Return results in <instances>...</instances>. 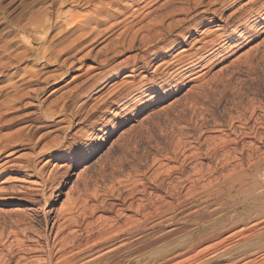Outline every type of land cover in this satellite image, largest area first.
I'll use <instances>...</instances> for the list:
<instances>
[{
  "label": "rangeland",
  "instance_id": "374dc122",
  "mask_svg": "<svg viewBox=\"0 0 264 264\" xmlns=\"http://www.w3.org/2000/svg\"><path fill=\"white\" fill-rule=\"evenodd\" d=\"M252 1L199 0L198 4L197 0H0V140L5 141L0 144L8 143L7 136L32 137V145L12 144L0 154V163L13 150L16 152L11 158L18 163L53 148L56 155L62 153L63 159H53L44 167V158L37 167H44L47 178L55 169L52 164L59 163L62 167L54 173L61 175L64 182L47 189L48 201L34 209L13 196L35 187V178L12 172L0 174V231L8 217L26 215L25 223L17 229L24 228L27 243L35 245L37 236L32 231L37 226L28 222L32 213L40 219L51 218L72 200L77 201L78 208L85 206L91 212L89 219L96 230L114 223L128 227L136 220L141 222L145 216L136 211L141 205L145 213L159 207L163 215H174L176 219L178 208L186 203L192 205L189 210L199 209L198 216L212 217L227 212L226 208L236 203L237 196L230 191L228 180L239 173L247 176L240 185L254 188L264 209V173L258 168L264 164V97L250 90L257 76L248 64L255 54L259 64L255 66L257 60L251 63L258 66L259 74H264V24L250 37H239L238 43L220 52L202 79L186 77L178 87L153 99L145 97L141 104L135 105L133 99L156 75H163L154 71V66L179 51V32L198 21L202 10L220 7L224 19L238 14L239 8H247ZM223 19L215 16V23L224 26ZM210 26L216 27L203 20L199 29ZM169 39L174 44L170 45ZM132 55L155 57L144 76L138 72L127 78L133 59L129 63L123 60ZM129 89L131 95L126 94ZM127 98H131L132 105L121 113L119 104ZM63 102L67 104L66 114L58 110ZM51 111L57 113L54 121L45 117ZM63 118L65 123L45 126ZM255 119L263 127L255 129L257 136L239 137L244 123L249 126L246 132L255 128ZM162 122L165 127H160ZM231 137L234 143L229 142ZM207 191H216L218 196L208 197ZM170 203L174 209L166 207ZM263 225L258 224L261 230L256 227L257 236L235 241L234 247H241V243L264 245ZM173 226L167 222L149 230L144 225L138 261L122 259L110 264H174L206 246L201 244L194 252L168 260L174 252L186 250L193 239L189 232L195 228L186 223L167 232ZM241 226L239 223L225 228L217 239ZM50 227V223L44 226L45 234L51 233ZM8 230L7 227L5 233ZM263 254L264 250L251 258L258 260ZM211 255L205 254L201 262L194 264H224L225 257L214 259Z\"/></svg>",
  "mask_w": 264,
  "mask_h": 264
},
{
  "label": "bare ground",
  "instance_id": "6f19581e",
  "mask_svg": "<svg viewBox=\"0 0 264 264\" xmlns=\"http://www.w3.org/2000/svg\"><path fill=\"white\" fill-rule=\"evenodd\" d=\"M198 1L199 0H197V3ZM235 1H238V0H229L230 3H233ZM219 9L220 7L214 8V9L209 8V9L202 10L201 13L203 14L202 16H200V19L198 21H196L191 27L188 26V28H185L183 29V31L179 32L181 33L180 35L182 36V41L177 42L178 44H182L181 47H179L178 49L179 51H177L171 58L160 60L154 66V71H156L159 74L162 73L163 75L161 77L159 75H156L158 77L153 78L152 82H149V85H147L145 89L138 90V94H136V97L133 98L135 105L138 102H140L141 104L143 102L142 99L145 97L153 99L155 96H157L160 93H167L169 89L171 90L173 88L178 87L179 84H181L185 80L186 77L188 78V80H193V81L202 79L203 76L207 72H209L215 57L220 52L226 50L228 47H230V45L234 43H238L236 40L237 38L239 37L247 38L249 35L251 36L252 32L254 33L256 30H260L264 24V0H253L251 3H249L247 8H244V6L239 8L238 14L236 15L235 13L231 14L227 18H224V19H223L224 16L222 17L221 11ZM186 10L188 11V9ZM135 11H137V9H135ZM207 13L208 15H206ZM215 16H217L219 20L223 19V21L225 22L224 26H221L220 24L215 23L216 22ZM234 16L236 17L233 18ZM229 19H232L231 20L232 24H231V21H229ZM203 20H205L208 23L210 22V24L214 23V26L216 27L210 26V27H206L203 29H199L200 24ZM69 21L70 20H67V22ZM71 23H68V24H71ZM74 27H77V26H74ZM198 31L199 33L196 35V37H194ZM218 31L220 33H216ZM143 38L146 39L145 36ZM71 41L73 42V39L70 40V42ZM170 42H171L170 45L174 44V41H170ZM187 43L190 45V47H187ZM262 53L263 55L261 57L264 56V51ZM160 54H163V52L159 53L158 55ZM147 56L148 55L146 56L141 55V57L139 56L141 60H139V57L137 58L136 56L132 55L128 57L127 59L123 60L125 63H129L133 59V62L131 61L133 64H132L131 69L129 70L130 73L129 75H127V78H129L130 76L133 77V76L138 75V72L139 74L142 73L144 76V74L148 71V69L153 66L152 62L155 59V57L151 58L150 56L148 57ZM255 57L256 56L254 54V57L251 59L250 63L246 61L248 64L252 65V66L249 65L250 70L252 73H254L257 76V80L254 83H252V85L250 86L251 88L250 90H252V92L255 94L258 93L257 95H260L262 96L261 98H263L264 88L262 85L264 84V74H259V71L257 69L258 66L257 68H255L253 66L254 63L253 64L251 63L254 60H257L255 62V66L257 65L258 59ZM139 61H142L143 65L140 66L138 64ZM259 61H261V58ZM255 69L257 72H255ZM130 93H131L130 89L126 91L127 95H131ZM130 99L131 98H127V100L125 99L123 102H120L119 109L121 113L127 110L132 105V102H130ZM65 103L66 102L61 103L58 107L60 114L65 113L67 110L66 108L67 104ZM81 105L82 103H80L79 106ZM120 112H118L117 115L121 116ZM56 114L57 113L55 111H51L48 114H46L45 117L48 118L49 120H53V117ZM262 114L264 116V108H262ZM253 118H256V117L254 116ZM257 119H259V117ZM257 119L254 120L255 128H250L251 130L249 132L245 131V129H249V126H247V123L246 124L244 123V125H242L243 127L242 128L240 127L241 129L238 132L239 137H250V136L256 137L257 132L255 129L262 127L259 124L260 122H258L259 120L257 121ZM64 121L66 122V119L64 118L60 120L58 119V121L53 122L52 125H45V126H57ZM70 121L71 120L67 121L68 128H70L72 125ZM164 123L165 122L160 123L161 124L160 127H163ZM155 126L156 128H159L158 123H156ZM7 137L8 138H6V140L8 141V143L2 144V145L0 144V154L5 153L6 150L11 148L12 144L14 143H18L20 147H23L27 144H31L32 142V139H31L32 137L31 138L25 137V136L20 137V138L19 137L14 138L15 136L11 138H9L10 136H7ZM0 139H3V138H0ZM0 141L2 142L3 140H0ZM3 142L5 143V141ZM227 142L228 140L225 141V143ZM229 142L234 143L235 140L232 139V140H229ZM166 143H169V142H166ZM34 145L35 144H33V146ZM177 147H179V143ZM54 150L56 149L52 148L49 150L38 151L35 155L32 156V158L27 159L25 162L21 161L18 163H14L13 162L14 159L12 160L11 158V156L16 151L14 150L12 152L8 151L9 153H7L5 157H3V158H6L4 159L5 161L0 163V174H4V173L7 174L8 172H12L15 174L26 175L29 178H35L33 181V184L35 185V187H32L30 189H25V191L20 194L17 193L18 195L16 194L15 196H13L14 198H16L17 200H20V202L27 203L32 208L36 206H42V205L44 206V204L48 201L50 197V194L46 195L47 189L49 190L52 187L53 189H55V187L63 185L64 182L61 180L62 176L58 175L56 172L54 173V170L56 168L62 167L59 163L52 164V166L55 169L53 168L54 170H51L52 172L50 171L51 173L48 175L47 178H45L43 175V168L45 167L46 164L51 162L53 159L54 160L63 159L62 153H57L56 155V153H54ZM123 151H127L126 146H123ZM44 158H46L43 164L44 167L41 166L38 168L37 167L39 166L38 163L41 161V159H44ZM260 167H261L262 172L264 173V164H260L258 168ZM246 177H244L240 173L234 174L232 177H229V180H228V182L230 183L229 189L237 196V201L235 204L230 205L231 207L229 206L226 208L227 212H224V213L221 212L220 214L212 216V217H211V214L210 216L200 215V214L198 216L197 212L199 211V209L194 208V209L189 210L192 207V205L191 204L187 205L186 203L182 204V206L178 208L177 214H179V216L178 217L176 216L177 217L176 219L173 218L174 215L167 216V217L163 215V212H160V211H164V210H162V208L160 210L159 207L157 206H156L157 208L156 209L154 208L153 211H148L145 213L146 209L143 207V205H141L142 207L137 206L136 208V211L138 213L140 211V213H143L145 216L144 220H142L141 222L136 220L134 224L129 225L128 227H126V225H124V227L122 225L116 226L114 225L115 224L114 223L110 226H107V228L103 226V228L96 230L98 228L94 229L93 227L94 225L89 219L91 217V212L87 211V208L85 206L81 208L82 209L81 210L80 208L77 207V201L72 200L66 207H64L61 211H59L57 215L51 218L40 219L38 218L37 215H33L32 213L33 217L29 218L30 221L28 220V222H30V224H34L37 226V229L32 231V234L37 236V240L35 241L37 243H35V245H31L27 243L28 238H27V234L24 228L22 230L17 229L18 225H22L25 223L27 219L26 215L24 216L21 214L22 216H18L17 219L15 218L11 219L8 217L7 222L4 223L2 227L3 229L0 231V246H1L0 264H110L113 260L115 261V260H122V259H129V260L135 259L136 260L135 262H137L138 261L137 258L139 256L138 253L141 251L140 250L141 243H142L141 239H143L144 234H145V233L142 234V231H141L142 228H144V225L145 227H147V229L153 230L156 226L161 225V224H166L167 222L174 224V226L171 227V229H169L167 232H174L175 230L179 228L178 226L179 224L185 225L186 223L188 224L191 223L192 225L195 226V228L189 232L191 233L189 234V236L193 239L190 242L189 246L186 247V250H182L180 252H174L173 256L168 258V260L169 259L172 260L176 257H180L181 255H186L189 252H194L193 251L194 248H196L197 246L201 244H206V246H203V248L201 247L202 249L200 250L197 249L198 251L192 253V255L185 257L181 259L180 261H177V263H174V264H194L195 262L197 263L198 261L201 262L202 260L201 258L205 254L207 255V253L209 252L212 253L211 257H213L214 259L225 257L224 261L226 263L224 262V264H236V263L238 264V262H240L241 260H245V262H243L242 264H264V254L258 260L251 258L253 255L264 250V245L250 246V243L248 245V244H245V243L242 244L241 242H239L238 244L241 243V247L243 248L234 247V245H237L235 241L237 242L240 239L244 240V239L251 238V236H254L258 233V232L255 233V231L259 227L258 224H264V209L263 207L259 205V203H261L262 201L259 200L256 193L254 194L255 189L250 188L247 185L245 186L240 185L241 183L246 181L245 179ZM252 179L255 180L256 178L252 177ZM235 185H238V186H235ZM140 186L143 187V185H140ZM52 193L53 192L51 191V194ZM216 193H217L216 191H207L206 196L208 197L218 196V194ZM191 194L193 195V193ZM239 198H241L242 200H240ZM262 205L264 206V204ZM166 207H168L169 209L175 208L173 204L171 203L167 204ZM78 209H80L81 211L78 212ZM165 211H168V209L166 208ZM92 213H93V210H92ZM195 214H197L198 217L196 216L194 218L193 216ZM157 216H159V218ZM129 221H132V220L130 219ZM49 223L51 224L49 232L51 231V233H53L52 238H51V233L45 234L44 226ZM239 223L242 224V226L238 230H235L234 232L231 231L232 233H229L222 239L221 238L217 239L219 234L222 233L223 230H225V228H231V226H234ZM7 227L9 228V230L8 232L5 233ZM261 228L264 229V225ZM259 229L260 228H258V230ZM260 232L262 233V231ZM261 236L263 238V235ZM224 246L226 247L229 246L228 248H230V250L232 249V251L227 250L228 248L225 249ZM35 254L36 255L40 254L43 256V258L41 259V257L39 258V256H36ZM200 262L199 264H201Z\"/></svg>",
  "mask_w": 264,
  "mask_h": 264
}]
</instances>
